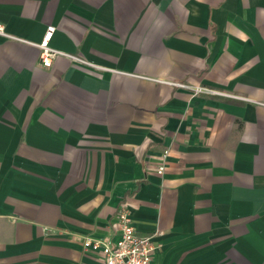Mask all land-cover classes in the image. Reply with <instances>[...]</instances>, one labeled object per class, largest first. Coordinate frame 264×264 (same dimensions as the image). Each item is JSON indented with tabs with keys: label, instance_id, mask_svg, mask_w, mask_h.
<instances>
[{
	"label": "crops",
	"instance_id": "obj_1",
	"mask_svg": "<svg viewBox=\"0 0 264 264\" xmlns=\"http://www.w3.org/2000/svg\"><path fill=\"white\" fill-rule=\"evenodd\" d=\"M0 23L24 40L0 35V264H105L83 243L117 242L123 204L153 264H264V0H0ZM51 24L86 63L40 65Z\"/></svg>",
	"mask_w": 264,
	"mask_h": 264
},
{
	"label": "built area",
	"instance_id": "obj_2",
	"mask_svg": "<svg viewBox=\"0 0 264 264\" xmlns=\"http://www.w3.org/2000/svg\"><path fill=\"white\" fill-rule=\"evenodd\" d=\"M56 31L55 25H48L44 37L40 43L29 44L35 45L40 49L39 62L40 65L46 68L52 67L55 59L58 56L68 57L72 60L80 63H86V61L74 54L62 52L51 46L53 35ZM0 35L8 37L10 39L24 41L18 37L10 35L5 32L4 26L0 23ZM156 81L165 84H172L178 87L192 88L194 93H217L226 94L209 89L204 86L190 87L184 83L172 82L167 80L156 79ZM232 96V95H230ZM169 150H165L162 155V160L157 167L158 174L165 173L167 168ZM118 225L121 231L120 239L113 243L110 241H102L99 239L87 238L84 240V248L92 253H101L105 258V264H153V257L155 252L162 247L157 241L154 240L155 235H142L140 234L131 218V212L127 205L123 204L118 213Z\"/></svg>",
	"mask_w": 264,
	"mask_h": 264
}]
</instances>
